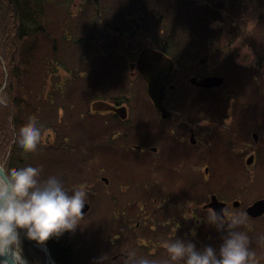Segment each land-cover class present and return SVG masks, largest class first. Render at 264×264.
<instances>
[{
  "label": "rangeland",
  "instance_id": "374dc122",
  "mask_svg": "<svg viewBox=\"0 0 264 264\" xmlns=\"http://www.w3.org/2000/svg\"><path fill=\"white\" fill-rule=\"evenodd\" d=\"M151 1L154 6L146 2L148 5L139 10L131 0H51L43 5V25L48 34L43 32L21 39L18 49L11 50L12 54L16 52L11 68L16 65L17 75L10 74L0 56V83L7 79L5 92L10 96L7 97L11 101L19 98L21 102L8 108L18 118L16 131L29 121L42 125L38 149L26 153L25 161L17 167L39 166L42 178L56 175L68 190L83 189L88 193L90 209L85 211L81 226L73 233L64 234L73 238L78 246L76 264H111L109 253L104 251L105 238L114 239L113 254L124 249L125 237L115 240L114 236L121 230L128 212L139 210L142 204L138 207V200L144 208L154 206L139 191L141 182L136 183L138 191L135 188L132 191L128 185L132 173H141L145 166L131 158L128 161L123 155L119 160L115 154L116 149H120L119 141L114 143L116 149L104 144L109 139L108 129H157L150 121L156 116L144 99L147 93L144 85L139 80L135 83L129 75L128 62L135 48L154 42L151 36L149 40L139 31L141 27L161 40L175 39L176 46L184 43L191 46L189 51L173 54L181 76L175 81H183L189 72L184 68L185 61L186 64L196 63L206 54L209 64L197 66L198 70L221 73L226 78L223 85L230 88V92L226 88L223 96L215 94L208 101L218 108L206 111L202 108L201 93L188 90L179 97L182 100L175 108L177 112L195 123L198 129H262L260 136L264 139V0ZM155 8L156 19L153 17ZM244 45L255 53V60L249 66L237 63ZM225 46L230 47L228 52ZM129 79L135 86L127 87ZM123 82H126L125 92L128 89L133 93L129 97L130 110L125 122L92 108L96 99L120 92L121 89L116 88ZM251 101H255L253 111ZM232 104L237 106L236 117L228 114ZM5 106L0 104V118L7 116ZM3 128L8 129L0 120V129ZM216 148L210 150L214 158L218 157L215 153H219ZM18 154L22 152L17 149L15 155ZM9 163V171L17 168ZM149 168L151 173L144 178L145 182L150 181L144 184L147 190L157 177L155 173L172 179L179 174L171 162L157 167L151 164ZM198 173L202 178V172ZM103 177L107 178V183ZM199 184L201 180L193 183V189L200 190ZM168 228L162 227L165 234ZM156 232L160 233L161 228ZM23 247L31 264H55L49 258L47 263L42 247L35 242L25 239ZM117 262H122V258H117Z\"/></svg>",
  "mask_w": 264,
  "mask_h": 264
},
{
  "label": "flooded vegetation",
  "instance_id": "af4514ba",
  "mask_svg": "<svg viewBox=\"0 0 264 264\" xmlns=\"http://www.w3.org/2000/svg\"><path fill=\"white\" fill-rule=\"evenodd\" d=\"M131 1L132 3L135 1L139 10L148 5L146 2L154 6L151 0ZM156 12L157 9H153V17H155ZM149 18L147 19L149 20ZM155 19L153 18V22ZM231 25L233 26L234 23ZM143 28L145 27H141L139 31L144 33L147 39L151 36V41L154 42H148L135 48L132 58L128 62L129 75H132L131 78L135 83L139 80L144 85L146 93V81L137 62L140 52L143 49L151 48L170 57L174 67L170 72L163 100V104L170 115L162 117L146 93L144 94L146 104L150 112L156 116L150 121L157 126V129H124L125 131L108 129L109 139L108 142L104 143L106 147L115 148L114 143L119 141L117 145L120 149L115 148L118 159L124 156L128 161L131 159L139 161V164L145 166L142 167L141 173L134 174L131 172L133 175L129 178L128 185H131L133 191V188L139 185L136 183L141 182V189L138 190L141 191L143 198L148 197L149 201L154 203V206L144 208L143 203L138 200L137 206L142 204L139 210L128 212L121 230L114 236L115 240L121 236L125 237L122 240L124 249L113 254L114 239L105 238L104 251L109 253L108 259L111 264H123V259L127 253L135 251L139 256H149L155 259L158 264H164L165 261H168L169 256L164 244L174 233L178 238L194 242L198 248L212 245L219 249L224 234L218 232L214 225L208 224L206 217L213 209L217 212L223 209L228 213H247V223L240 226V230L248 234L249 246L255 253L257 264H264V139L260 136L262 129H249V131L198 129L199 127L195 123L191 120L188 121L184 115L177 112L175 108L179 100H182L179 97L188 90L201 93L202 108H205L206 111L217 107L208 101L212 95L223 96L226 90L230 92V88L223 85L226 78L221 73L204 70L200 72L198 70L197 66L209 64L207 63L209 60L206 61L209 56L206 54V56L200 57L197 62L195 61L196 63L189 61L186 64L187 61H185L184 68L189 69V72L183 77V81H175L181 76L179 77L177 71L179 68L177 59L172 53H183L186 49L189 51L191 46L186 43L176 46L174 44L175 39L165 38L161 40L158 35L148 33V30ZM225 49L227 51L230 47L225 46ZM193 69H195L194 72H192ZM213 75L222 76V84L216 87H203L190 82V78L193 77L200 80L203 77ZM132 80H128L127 87L135 86ZM123 83H121L122 86L115 87L116 90L121 89L120 92L112 93L109 97L103 96L96 99L106 101L118 108L125 107V109L120 108L117 111L113 109L99 111L109 113L112 119L119 122L127 120L130 110L129 97L133 94L128 89L125 92L126 88H123V85L126 82ZM181 83H184L185 86ZM250 105L251 111H253L255 101L254 103L251 101ZM236 109L237 106L232 104L228 109V114L236 117ZM122 112H125V117L121 116ZM147 118L150 119L148 116ZM214 147H218L216 149L219 152L215 153L218 155L216 158L210 153ZM198 150L200 151L198 152ZM168 162L174 165L179 174L172 179L168 175L162 178V175L155 173L157 177L151 181L152 186L147 190L144 184L150 181L147 179L145 182L144 178L151 173L149 165L153 164L157 167L163 163L168 165ZM129 166L131 167V165ZM183 171L185 174L181 173ZM199 171L202 172V178L198 177ZM191 178H195V180L191 181ZM102 180L106 183L108 181L106 177H103ZM197 180H201V184L198 185L200 190L193 189V183ZM228 181H232V184ZM142 208L144 209L142 210ZM163 226L169 227L167 229L168 234H165L162 229ZM125 227L126 229H124ZM159 227L161 232L157 233ZM105 235L107 236V233ZM119 257L122 258V262H117ZM169 264H174V262H169Z\"/></svg>",
  "mask_w": 264,
  "mask_h": 264
},
{
  "label": "clouds",
  "instance_id": "9594fccd",
  "mask_svg": "<svg viewBox=\"0 0 264 264\" xmlns=\"http://www.w3.org/2000/svg\"><path fill=\"white\" fill-rule=\"evenodd\" d=\"M254 60L255 53L244 45L237 63L249 66ZM4 72L7 73L6 67ZM7 86V79H4L0 83V104L8 103ZM8 120L13 122L14 115ZM41 140L42 125L29 121L15 132L13 143L20 152L31 153L38 149ZM41 173V167L31 164L9 171L4 163H0V264H31L24 254L25 239L44 246L48 240L73 233L81 226L84 209L89 203L87 191H70L58 176L42 178ZM247 220L246 212L228 213L213 209L206 222L224 234L219 249L212 245L198 248L194 242L178 238L174 233L164 244L169 254L164 264H257L255 253L249 246L250 238L240 230ZM123 264L158 262L130 251Z\"/></svg>",
  "mask_w": 264,
  "mask_h": 264
},
{
  "label": "trees",
  "instance_id": "16d2710c",
  "mask_svg": "<svg viewBox=\"0 0 264 264\" xmlns=\"http://www.w3.org/2000/svg\"><path fill=\"white\" fill-rule=\"evenodd\" d=\"M49 1L51 0H0V56L10 70V74L16 73L17 75L19 73V70L15 67L16 65H13L11 68V63L12 60L14 61V55L16 53L13 52L12 54L11 50L15 49L16 51L18 49L21 39L24 40L43 32L46 35L48 34L43 25V5H46ZM52 44L55 50V41ZM1 76L2 73L0 72V79ZM7 96H9V93ZM9 97L8 103L5 106L7 116L5 115L6 117L2 116L3 118H0L5 123L6 128H8L0 129V143H2L0 144L2 145L0 146V162L7 166V163L10 161L9 164L11 166L17 167L18 164L25 161L24 155L26 153L15 155L17 148L13 140L18 118L8 108L9 105H17L21 102L19 98L11 101ZM10 115H14V121L11 123L8 120ZM13 124L15 127H13ZM24 243L26 244V242ZM46 245L49 249L50 259L55 264H76L78 246L74 243L73 238L63 235L59 238L48 240Z\"/></svg>",
  "mask_w": 264,
  "mask_h": 264
},
{
  "label": "water",
  "instance_id": "95a60500",
  "mask_svg": "<svg viewBox=\"0 0 264 264\" xmlns=\"http://www.w3.org/2000/svg\"><path fill=\"white\" fill-rule=\"evenodd\" d=\"M138 66L147 84V93L153 102L154 107L161 113L162 117H167L170 112L165 108L163 104L166 83L169 79L170 72L172 71L174 64L170 57L163 52L151 48L143 49L138 57ZM191 82L198 86L204 87H216L222 84V76H206L200 80L196 77L191 78ZM92 108L97 110H119L125 107H115L114 105L102 101L96 100L92 104ZM122 117H125V112H122ZM89 208V204L86 205L84 212ZM47 258H50V253L47 245L41 246ZM49 264V263H48Z\"/></svg>",
  "mask_w": 264,
  "mask_h": 264
}]
</instances>
